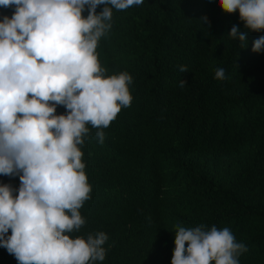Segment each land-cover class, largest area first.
I'll list each match as a JSON object with an SVG mask.
<instances>
[{
  "label": "trees",
  "instance_id": "trees-1",
  "mask_svg": "<svg viewBox=\"0 0 264 264\" xmlns=\"http://www.w3.org/2000/svg\"><path fill=\"white\" fill-rule=\"evenodd\" d=\"M13 11L0 7V19ZM112 24L97 53L106 76H133V99L103 129V144L87 125L79 147L92 191L80 209L86 224L69 235L108 234L95 264H171L176 225H215L246 245L239 264H264V51L251 50L264 30L241 48L227 33L243 28L239 12L218 0H144L113 10ZM0 264L18 261L0 247Z\"/></svg>",
  "mask_w": 264,
  "mask_h": 264
},
{
  "label": "clouds",
  "instance_id": "clouds-1",
  "mask_svg": "<svg viewBox=\"0 0 264 264\" xmlns=\"http://www.w3.org/2000/svg\"><path fill=\"white\" fill-rule=\"evenodd\" d=\"M143 2L0 0V7H14L10 17L0 19V176L20 181L18 188L0 183V247L18 264L105 260L106 232L69 235L86 224L80 209L92 191L79 146L90 138L87 125L97 129L103 144V129L131 106L133 76L127 71L106 76L97 48L113 27V10ZM218 3L226 13L238 10L243 28L233 25L227 33L241 48L249 32L264 30V0ZM199 19L206 26L207 17ZM251 50L264 51V36ZM188 70L179 67L181 73ZM214 78L224 80L225 69L217 68ZM186 83L181 80L179 87ZM57 106L66 112L57 114ZM175 232L171 264H239L248 251L228 227L178 224Z\"/></svg>",
  "mask_w": 264,
  "mask_h": 264
}]
</instances>
